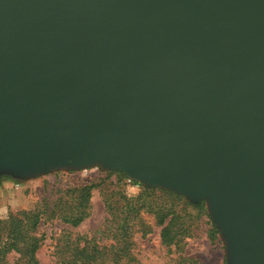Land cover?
<instances>
[{"label":"water","instance_id":"95a60500","mask_svg":"<svg viewBox=\"0 0 264 264\" xmlns=\"http://www.w3.org/2000/svg\"><path fill=\"white\" fill-rule=\"evenodd\" d=\"M97 165L264 264V0H0V177Z\"/></svg>","mask_w":264,"mask_h":264},{"label":"rangeland","instance_id":"374dc122","mask_svg":"<svg viewBox=\"0 0 264 264\" xmlns=\"http://www.w3.org/2000/svg\"><path fill=\"white\" fill-rule=\"evenodd\" d=\"M87 183L97 186L91 191L89 215L78 226L72 227L47 215L40 221L35 232L40 238L36 253L38 264H66L63 261L70 255L64 252L65 244L75 243L80 237L100 246L112 243L105 237L106 233H100L107 217L105 199L113 201L121 192L135 196L143 184L135 180L128 181L126 176L103 170L99 165L80 170L56 169L26 179L0 177V219L10 212L32 209L36 205L43 209L44 203H52L60 197L66 199V190ZM203 203L204 212L208 214L205 201ZM198 210L193 205L188 207L192 216H196ZM205 213L192 219L194 221L189 224L190 236L176 247L163 244L160 239L161 226L155 223L152 215L142 213L143 222L133 227L131 244L126 251L131 260L125 263V254L122 252L120 262H114L111 254L106 252L94 264H226L225 242L217 229L216 237H210L211 226ZM82 241H79L80 246ZM118 247L120 245L107 248L106 251L118 252ZM17 259L18 255L14 253L7 256L9 264H18Z\"/></svg>","mask_w":264,"mask_h":264},{"label":"trees","instance_id":"16d2710c","mask_svg":"<svg viewBox=\"0 0 264 264\" xmlns=\"http://www.w3.org/2000/svg\"><path fill=\"white\" fill-rule=\"evenodd\" d=\"M116 172L125 177L122 172ZM96 186L95 183L82 184L66 190L64 192L66 199L60 197L52 203H44L43 209L36 205L32 209L10 212L5 218L0 219V264H9L7 256L10 253L18 255V264H38L36 253L40 247V238L35 232L42 218L47 215L72 227L78 226L89 215L91 191ZM104 204L107 217L100 233H106L105 237L112 243L100 246L91 243L85 237H80L75 243L65 244L64 252H68L70 257L63 263L94 264L106 252L111 254L114 262L121 259L123 252L127 263L131 260L126 251L131 244L132 229L135 224H142V213L152 215L155 223L161 226V242L176 247L184 238L190 236L189 224L194 221L192 219L205 213L203 201L193 204L181 195L143 185L135 196H127L121 192L113 201L105 199ZM191 205L199 209L196 216H192L188 211ZM205 214L211 226L209 235L215 238L217 230L209 215ZM81 240L82 246L79 245ZM119 245L118 252L106 251L107 248L112 249Z\"/></svg>","mask_w":264,"mask_h":264},{"label":"built area","instance_id":"2783aa9c","mask_svg":"<svg viewBox=\"0 0 264 264\" xmlns=\"http://www.w3.org/2000/svg\"><path fill=\"white\" fill-rule=\"evenodd\" d=\"M128 181H130V180L128 179Z\"/></svg>","mask_w":264,"mask_h":264}]
</instances>
